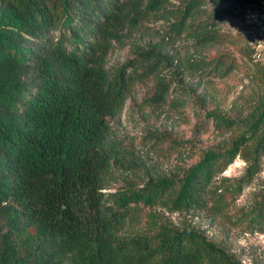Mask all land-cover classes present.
I'll use <instances>...</instances> for the list:
<instances>
[{
	"label": "trees",
	"instance_id": "1",
	"mask_svg": "<svg viewBox=\"0 0 264 264\" xmlns=\"http://www.w3.org/2000/svg\"><path fill=\"white\" fill-rule=\"evenodd\" d=\"M233 1L246 2L0 0V264H247L191 220L170 217L204 211L246 232H264V190L250 209L231 213L262 167L264 58L254 57L243 28L237 39L216 30L217 14L194 25L201 6ZM155 20L167 23L158 42L108 65L116 48ZM190 27L194 50L244 48L237 58L223 51L180 61L165 41ZM236 69L249 82L230 109H193L194 130L213 127L215 145L174 173L124 179L112 189L117 172L140 167L115 133L138 85L154 80L146 102L166 105L182 89L173 86L181 75L227 76ZM185 104L171 102L180 113ZM238 157L243 174L223 175Z\"/></svg>",
	"mask_w": 264,
	"mask_h": 264
},
{
	"label": "rangeland",
	"instance_id": "2",
	"mask_svg": "<svg viewBox=\"0 0 264 264\" xmlns=\"http://www.w3.org/2000/svg\"><path fill=\"white\" fill-rule=\"evenodd\" d=\"M171 2L173 5H180L179 0H171ZM211 4H205L198 9L194 25L203 23L207 19L209 22L213 15L217 14L216 30L237 39V34L245 26L243 12L240 15L236 14L237 11H241L242 4L237 1H233V4L226 2ZM166 25L165 20L148 23L132 36L124 48H116L109 55L108 65L120 66L133 57L146 41L158 42L162 38L159 36L161 32L158 31ZM194 41L195 37L192 36L190 27L178 40H166V50L185 62L187 58L193 56L200 60L210 59L223 51L237 58L244 48V45L239 43L216 44L194 50L191 48ZM206 72L181 75L179 82L173 83V86L180 84L182 89L172 93L166 105H151L146 102L145 97L154 89V80L136 87L135 92L126 102L122 116L115 121V133L132 151L140 162V167L136 172H117L118 180L112 184V189L122 185L124 179L138 182L146 180L151 175L174 173L179 166L196 163L207 147L218 142L220 137L216 136L213 127L200 134L194 130L197 119L193 109L200 107L203 113L214 107L230 109L232 101L245 94L243 90L249 81L245 78L244 71L239 69L227 76L213 77ZM201 95L207 97V104L200 102ZM172 101H185L184 110L181 108V113L175 110L171 105ZM261 165L259 174L233 203L231 213L235 214L240 209H250L263 192L264 157ZM244 170L245 162L238 157L223 175L238 178ZM170 217L175 222L183 218L191 220L210 239L225 244L247 264H264V232H246L238 223L232 225L227 219L213 218L204 211L183 215L174 213Z\"/></svg>",
	"mask_w": 264,
	"mask_h": 264
},
{
	"label": "built area",
	"instance_id": "3",
	"mask_svg": "<svg viewBox=\"0 0 264 264\" xmlns=\"http://www.w3.org/2000/svg\"><path fill=\"white\" fill-rule=\"evenodd\" d=\"M240 10L245 16L243 33L254 49V57L264 58V0H245Z\"/></svg>",
	"mask_w": 264,
	"mask_h": 264
}]
</instances>
